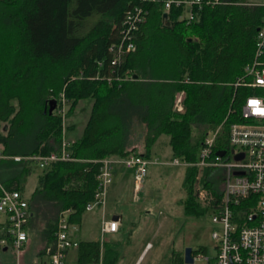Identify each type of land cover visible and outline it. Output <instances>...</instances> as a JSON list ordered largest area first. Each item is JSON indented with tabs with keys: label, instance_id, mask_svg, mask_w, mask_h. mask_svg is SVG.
I'll use <instances>...</instances> for the list:
<instances>
[{
	"label": "trees",
	"instance_id": "obj_1",
	"mask_svg": "<svg viewBox=\"0 0 264 264\" xmlns=\"http://www.w3.org/2000/svg\"><path fill=\"white\" fill-rule=\"evenodd\" d=\"M201 2L200 8H190L188 23L184 5L172 4L165 12L163 0H0V154L59 152L64 124L55 110L48 113V102L63 94L68 116L77 101L92 99L81 136L66 148L72 160L41 169L28 196L23 183L38 170L35 163L0 159V183L27 201L26 230L43 224L46 252L63 214L77 226L93 200L96 161L130 153L149 159L164 135L170 149L164 158L195 163L210 129L225 119L216 143L223 146L230 124L240 121L241 105L254 90L235 83L252 60L264 5ZM128 13L142 16L132 32L134 49L111 65L110 48L121 42ZM179 93L182 109L175 111ZM222 177L220 168L185 167L183 214L211 213ZM196 184L208 191L205 204L198 200ZM7 227L0 224V240H8ZM100 250L101 264H119L117 244L104 242L100 249L98 241L78 242L77 264H98ZM200 253L204 248L192 251ZM165 264H183L182 249L172 247Z\"/></svg>",
	"mask_w": 264,
	"mask_h": 264
},
{
	"label": "built area",
	"instance_id": "obj_2",
	"mask_svg": "<svg viewBox=\"0 0 264 264\" xmlns=\"http://www.w3.org/2000/svg\"><path fill=\"white\" fill-rule=\"evenodd\" d=\"M184 5L187 8L184 18L189 23L193 20L190 12L192 6L201 7V0H163L165 12L170 6ZM261 5H264L262 3ZM137 10L136 14H139ZM141 17L126 14L123 21L127 25L124 36L119 44L110 48L113 52L111 65L121 61V57L133 51L132 32H136ZM125 37V38H124ZM125 42L123 43V41ZM235 84L245 85L254 90V94L245 98L241 105L240 121L230 124L227 141L223 146L216 143L222 134L223 122L210 129L202 140L198 159L190 163L178 158L163 160L157 157L145 158L130 153L124 157L108 156L96 162L99 163L97 186L93 200L85 207L86 211L94 207H103L109 185L112 183L115 168L122 166L132 171L133 198L138 199L149 166H196L198 168H220L222 170L221 193L213 211L208 214L211 223L210 236L216 249L215 264H264V23L257 29L254 38V53L252 60L243 68ZM109 82V80H108ZM183 93L174 100L173 109L181 111ZM55 113L64 121L67 101L63 94L55 100ZM72 143V142H71ZM69 145L62 139L59 152L47 155L28 157H12L20 160L33 161L37 168H47L51 163L69 161L72 158L66 151ZM222 152V155L217 154ZM242 154V158L235 159ZM4 158L0 154V159ZM198 196L203 193L199 190ZM0 214L7 219L8 240H0V245H8L13 253L19 254L27 242L25 229L29 210L27 201L16 190H8L0 183ZM70 225L66 216L60 218L52 247L47 249L50 264H64L65 253L76 248L78 242L69 235ZM117 221L101 220V234L115 233ZM147 248L150 244L146 245ZM193 256L205 259L204 256Z\"/></svg>",
	"mask_w": 264,
	"mask_h": 264
},
{
	"label": "rangeland",
	"instance_id": "obj_3",
	"mask_svg": "<svg viewBox=\"0 0 264 264\" xmlns=\"http://www.w3.org/2000/svg\"><path fill=\"white\" fill-rule=\"evenodd\" d=\"M244 4H262L264 0H240ZM92 99H81L76 102L73 111L66 116L64 124V142L68 145L79 138L83 132L84 126L90 114ZM68 111V103L65 108V113ZM4 124L1 125L0 131H4ZM167 137L162 135L159 137L156 144L153 146L154 156L160 159L168 160L166 155L170 153ZM165 144V145H164ZM12 153V152H11ZM10 154L4 158L22 157L18 154ZM183 166H149L147 177L141 191L139 202H135L132 190L129 186L130 169L122 166L116 167V177H113V184L109 185L105 204L103 207L104 220H110L113 214L119 210L126 212L129 217L128 225L132 236H135V244L139 247V251L130 262L124 259L122 264H134L136 257L141 251L142 245L150 242L152 248L142 262L138 264H165L167 262V253L174 247L182 249L191 247L192 249L204 248V253L199 256H204L208 259H196L193 264H215L216 249L214 241L210 236L211 223L208 215L202 218L186 216L183 214L180 200L184 193L180 187L181 177L184 172ZM39 170H36L38 173ZM27 181L23 183L26 188ZM199 190L203 193L202 197L198 196ZM195 192L199 202L206 203L209 198L208 191L200 185H195ZM5 216L0 214V221H3ZM100 212L85 211L81 216L80 225L77 230H70L72 239L75 241H97L99 239V223ZM41 223L35 224V229L38 230ZM38 232V231H36ZM34 233L33 241L29 243V248L33 249L38 241V233ZM36 234V235H35ZM109 237L106 236V241ZM126 240V239H125ZM115 241V240H114ZM123 243V242H120ZM131 242L130 250L135 252L134 245ZM124 248L120 245L119 251ZM23 250V249H22ZM14 254L11 249L6 252H0V261L3 264H24L26 261L21 256ZM129 250L127 251V254ZM18 255V256H17ZM16 257V258H15ZM126 257V256H125ZM25 261V262H24ZM1 264V263H0ZM64 264H77L76 250L69 249L64 258Z\"/></svg>",
	"mask_w": 264,
	"mask_h": 264
},
{
	"label": "crops",
	"instance_id": "obj_4",
	"mask_svg": "<svg viewBox=\"0 0 264 264\" xmlns=\"http://www.w3.org/2000/svg\"><path fill=\"white\" fill-rule=\"evenodd\" d=\"M153 157H156V156H153ZM157 158H159V157H157ZM163 160H165V159H163ZM37 169L39 171L41 170L39 168H37ZM116 174H117V172H116V169H115L113 177H116ZM36 179H37V173L36 172L33 173L32 175H30L27 178V180H26L27 184H26V188H25L26 196H28L32 192V190L34 189ZM113 181H114V179H113ZM112 184H113V182H112ZM111 185H110V187H111ZM129 186H130V189L132 190V173L131 172H130V176H129ZM110 187H109V189H110ZM140 195H141V193H140ZM140 195H139L137 200L134 199L135 202H139ZM103 207H94L92 210L89 211V212L96 211L97 213L100 212V218H99L100 227H101L102 218H105L104 215H103ZM67 215H68V213L65 212L64 216H67ZM127 215H126V212H123L121 210H119L118 212L115 211V213L113 214V216L110 219H113V220L117 221V223H118L117 231L115 233H104V234H101V230L99 228V239L97 240L99 242V244H100V249L102 248V245H103L104 242H112L114 244H117V251L120 253V258L118 260L119 264H122L123 263L122 261L124 259L127 261V263L130 262L132 260V258L135 257L136 254L138 253V251L140 250L139 247L141 245L140 244L137 247L136 244H135V236H132V234H131L132 230H130V227H129L128 223H127V222H129V217ZM3 223L7 224V226H8L6 217L4 218L3 221H0V224H3ZM42 225L43 224L41 223V227L39 226L40 229H38V230H36L35 229V225H33V228H28L27 231H26L27 232V242L25 243L24 247L22 248L23 250L21 252L22 253L21 254L22 258H24V260L26 261V263H24V264H50L49 256H48V254H47V252L45 250L47 245H46V241H45V239L43 237V234H42ZM79 225H80V222H79V224L77 226H71L70 225L69 229L76 231L77 227ZM70 230H69V235L72 238ZM36 231H38V232H36ZM35 232L38 233L39 238H38V241H36L37 242L36 246L33 249H30L29 248V243L31 241H33ZM106 236L109 237L107 240H109V239H112V240L111 241L110 240L106 241L105 240ZM132 241H133L132 244L134 245V248H135V252H132L129 249ZM120 242H123V243H120ZM147 244H150L149 248L146 247ZM120 245L124 246V248L121 249L123 251V253L118 250ZM8 248L11 249L9 246L8 247H4L2 252H6ZM76 248H72V249L76 250ZM151 248H152V245H151L150 242H147L144 245H142L141 251L138 254V256L136 257L134 264H138V262L139 263L142 262L144 260V258L146 257V255L149 253ZM128 250H129V253L127 254ZM67 252L65 253V255L67 254ZM101 255H102V253H101V250H100L99 263L98 264H101ZM76 257H77V255H76ZM0 263L3 264V262H1V261H0Z\"/></svg>",
	"mask_w": 264,
	"mask_h": 264
},
{
	"label": "water",
	"instance_id": "obj_5",
	"mask_svg": "<svg viewBox=\"0 0 264 264\" xmlns=\"http://www.w3.org/2000/svg\"><path fill=\"white\" fill-rule=\"evenodd\" d=\"M163 17H166V13L163 14ZM132 78L137 79V76L134 74V75H132ZM48 105H49L48 113L51 114L55 108L56 101L54 99H51L48 102ZM217 154L222 155V152H217ZM242 156H243L242 154L236 155L235 159H240V158H242ZM192 251H193V249L191 247L184 248V250H183V264H193L194 259L192 256Z\"/></svg>",
	"mask_w": 264,
	"mask_h": 264
},
{
	"label": "flooded vegetation",
	"instance_id": "obj_6",
	"mask_svg": "<svg viewBox=\"0 0 264 264\" xmlns=\"http://www.w3.org/2000/svg\"><path fill=\"white\" fill-rule=\"evenodd\" d=\"M197 249H199V248H197ZM194 250V249H193Z\"/></svg>",
	"mask_w": 264,
	"mask_h": 264
}]
</instances>
